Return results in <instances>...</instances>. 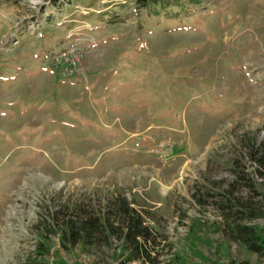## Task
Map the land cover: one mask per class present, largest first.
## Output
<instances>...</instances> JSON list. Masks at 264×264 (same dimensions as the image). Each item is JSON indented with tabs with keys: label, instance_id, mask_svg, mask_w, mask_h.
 Instances as JSON below:
<instances>
[{
	"label": "rangeland",
	"instance_id": "obj_1",
	"mask_svg": "<svg viewBox=\"0 0 264 264\" xmlns=\"http://www.w3.org/2000/svg\"><path fill=\"white\" fill-rule=\"evenodd\" d=\"M141 1L0 0V264H264L231 230L264 238V0ZM118 196L139 260L100 226Z\"/></svg>",
	"mask_w": 264,
	"mask_h": 264
},
{
	"label": "trees",
	"instance_id": "obj_2",
	"mask_svg": "<svg viewBox=\"0 0 264 264\" xmlns=\"http://www.w3.org/2000/svg\"><path fill=\"white\" fill-rule=\"evenodd\" d=\"M54 1L59 2V0ZM141 2L143 5H149L148 9L152 10V14L156 17L163 15L168 16L169 14V7L164 9L163 6L165 5H160V7H157L155 5V3H157L156 0H142ZM190 2H192L193 6H196L199 0H192ZM159 8H162V10L158 11ZM245 146L249 147L251 157L254 158L260 164V166H263L264 140L260 143H255L252 141L250 143L247 142ZM111 204L113 220L111 222L104 220V223H101L100 226L104 225V228L111 230V232H117L118 227L119 229H122L124 251L129 253L127 260H139L141 255H147L148 253L146 243H148L149 240L154 239L151 236V231L149 230L148 226L144 224V220L139 215V213L127 202L126 199L118 196L111 202ZM96 220L98 219H95L91 216L82 220L69 219L64 221V227L66 230L68 229L67 231L70 236L82 234V237L85 239V241H88L90 240L94 231L99 228V223ZM231 230L236 235V238L240 241L241 245L247 249V251L258 253L264 248V238L258 235L255 227L249 225H235L231 226ZM17 264L42 263L27 261ZM227 264H249V262L247 260H241L239 262L232 260Z\"/></svg>",
	"mask_w": 264,
	"mask_h": 264
},
{
	"label": "built area",
	"instance_id": "obj_3",
	"mask_svg": "<svg viewBox=\"0 0 264 264\" xmlns=\"http://www.w3.org/2000/svg\"><path fill=\"white\" fill-rule=\"evenodd\" d=\"M151 151L165 163L171 161L174 156L172 142L169 139H160Z\"/></svg>",
	"mask_w": 264,
	"mask_h": 264
}]
</instances>
